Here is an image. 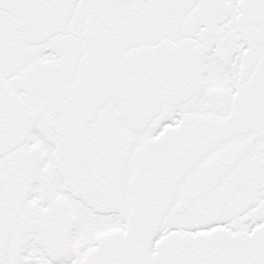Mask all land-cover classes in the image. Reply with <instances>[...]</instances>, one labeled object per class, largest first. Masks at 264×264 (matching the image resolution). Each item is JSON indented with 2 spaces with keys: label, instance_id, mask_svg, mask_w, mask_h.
<instances>
[{
  "label": "snow or ice",
  "instance_id": "obj_1",
  "mask_svg": "<svg viewBox=\"0 0 264 264\" xmlns=\"http://www.w3.org/2000/svg\"><path fill=\"white\" fill-rule=\"evenodd\" d=\"M0 264H264V0H0Z\"/></svg>",
  "mask_w": 264,
  "mask_h": 264
}]
</instances>
